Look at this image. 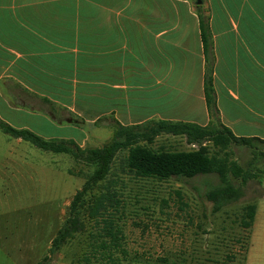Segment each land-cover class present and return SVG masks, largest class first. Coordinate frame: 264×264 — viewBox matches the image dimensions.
<instances>
[{"label": "crops", "instance_id": "0c3cea01", "mask_svg": "<svg viewBox=\"0 0 264 264\" xmlns=\"http://www.w3.org/2000/svg\"><path fill=\"white\" fill-rule=\"evenodd\" d=\"M207 72L216 120L264 140V0H0V119L43 139L204 127ZM252 223L249 244L264 234Z\"/></svg>", "mask_w": 264, "mask_h": 264}, {"label": "rangeland", "instance_id": "374dc122", "mask_svg": "<svg viewBox=\"0 0 264 264\" xmlns=\"http://www.w3.org/2000/svg\"><path fill=\"white\" fill-rule=\"evenodd\" d=\"M111 132L96 133L81 147L100 148L110 140ZM208 145L211 152L217 150ZM196 147L182 136L167 134L155 137L150 145L154 150L173 151ZM256 148L264 149V143L255 142L250 148L229 145V159L243 169L252 163L250 169L256 176L242 186L237 201L218 210L206 197V192L219 183L217 174L140 178L123 168L126 152L120 151L109 175L86 196L90 202L107 191L114 192L117 203L112 201L110 206L111 202L105 201L106 210L96 221L86 211L81 213L83 228L49 256L50 241L63 224L72 195L80 190L94 166L0 132V264H36L44 255L48 261L42 264H78L82 255L90 254L87 231L102 229L100 220L105 217L119 230L118 242L129 255L125 263L118 253L120 264H158L159 258L166 264L264 263V247L259 245L264 244V234L249 244V229L240 222L245 206L255 203L259 208L254 214L264 224V196L256 199L264 194V157L257 154L254 158ZM231 177L235 185L240 183L239 177Z\"/></svg>", "mask_w": 264, "mask_h": 264}, {"label": "trees", "instance_id": "16d2710c", "mask_svg": "<svg viewBox=\"0 0 264 264\" xmlns=\"http://www.w3.org/2000/svg\"><path fill=\"white\" fill-rule=\"evenodd\" d=\"M206 74L203 92L212 120L204 127L196 123L174 122L164 119H154L130 126H124L115 121L110 140L99 148L79 147L73 140L43 139L32 131L25 128H15L0 119V132L2 134L18 138L30 146L53 154H69L75 162L94 166L91 175L84 181L80 190L72 195L63 224L56 230L50 241L49 256L56 254L66 241L73 238L83 228L80 222L81 213L86 211L88 217L96 221L97 216L102 215L106 210L105 201L111 202L109 203L110 206L112 201L117 203L114 192L107 191L105 194L93 197L90 202L87 201L86 196L95 185L104 181L109 175L112 161L120 151L126 152L123 168L127 173H132L140 178L165 180L170 177L191 178L196 175L217 174L219 183L206 192V197L214 202V210L224 208L242 196V186L254 179L256 174L250 169L252 163L249 162L246 168L243 169L237 162L229 159V145H247L250 148L253 143H264V140L237 137L233 135L234 133L230 129L216 120L217 108L212 95V78L210 72ZM161 134L173 135V137L182 136L187 144L196 145L197 147L179 151L150 148L154 138ZM208 144L212 148H217V150L211 152ZM256 150L258 152L254 153V158L257 154L264 157V149L259 150L256 148ZM220 152H223V154L221 155ZM231 176L239 177L240 183L235 185ZM254 209H256L254 203L245 206V209H243L244 213L240 222L247 229H250L253 224ZM106 213L108 212L106 211ZM100 221L104 223L102 229L87 231L88 253L90 254L82 255L76 263L90 264L93 261L95 264H120L119 258L116 257L118 253L122 255V262L126 263V258L129 255L118 242L119 230L115 229L110 218L105 217ZM47 259L48 256L44 255L41 261L36 262V264H42V261ZM132 260L139 261L136 257H133ZM157 262L158 264H166L160 258L157 259Z\"/></svg>", "mask_w": 264, "mask_h": 264}]
</instances>
